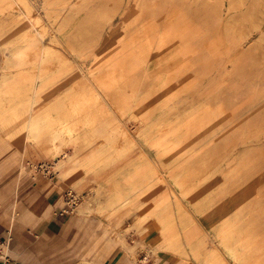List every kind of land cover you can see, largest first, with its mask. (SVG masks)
Returning <instances> with one entry per match:
<instances>
[{
	"label": "rangeland",
	"instance_id": "374dc122",
	"mask_svg": "<svg viewBox=\"0 0 264 264\" xmlns=\"http://www.w3.org/2000/svg\"><path fill=\"white\" fill-rule=\"evenodd\" d=\"M26 1L29 13L43 17V24L55 22L66 47L46 36V43L60 47L63 55L52 58L55 68L44 73L48 85L38 93L47 101L37 138H29L39 141L38 153L25 142L34 50L15 48L29 43V36L24 40L21 36L29 35L32 26L19 9H7L6 1L0 0V168L10 162L19 172L26 161L48 162L59 174L63 160H55L43 148L62 122L64 130L72 127L78 132L75 154L89 157L83 165L94 183L69 186L83 195L74 213L89 226L93 217L99 220L101 235L82 246L72 264H264V103L257 104L264 96V57H259L264 39L259 41L251 22L218 24L222 8L217 0H154L168 18L205 29L212 42L209 47L218 49L225 61L122 60L93 51L100 30L119 27L131 17L134 0ZM257 11L262 21L264 1ZM225 28L237 43H227L221 30ZM242 33H249L248 39H239ZM249 39L258 40L242 59L238 56ZM11 50L21 52L17 62L6 60L4 54ZM79 64L92 72L107 103L95 91L82 89L86 82ZM211 67L224 71L217 73ZM119 117L132 130L142 119L136 140L147 153L131 143L119 157L101 154L104 139H93L92 126L105 123L107 131L112 130ZM172 118L169 127L174 133L158 132L160 124ZM162 140L164 144L159 143ZM106 158L107 164L99 168ZM3 178L0 175V187ZM129 195L126 204L116 201ZM10 210L14 211L0 203V226L6 218L10 221ZM5 237L11 238L4 247L7 253L15 241L9 231ZM32 243L36 249L50 247L40 238ZM160 245L161 257L155 254Z\"/></svg>",
	"mask_w": 264,
	"mask_h": 264
},
{
	"label": "bare ground",
	"instance_id": "6f19581e",
	"mask_svg": "<svg viewBox=\"0 0 264 264\" xmlns=\"http://www.w3.org/2000/svg\"><path fill=\"white\" fill-rule=\"evenodd\" d=\"M5 1H6L5 6L7 7V9L8 8L19 9L20 14H22L25 17L26 21H28V23H30L32 26L29 35L27 34L21 36V40L28 39L29 36L30 37L29 43L18 44L15 48L19 49L20 47L27 46L34 50L33 54L30 55V57L34 56V58L32 57V59H34L33 68L35 69V75L34 78H32L33 81L31 82L32 97L30 100V108L28 111V120L25 127V142L26 144L30 143L31 146L35 148L36 152L40 153L42 147L38 146L37 143H39V141L37 139L34 140L29 139V138H37V133H38L37 128L41 127L42 125L41 122L44 116L42 107L45 106L47 102L39 99L38 93L40 90L43 91L46 90L45 87L46 85H48V82L44 81L43 78L44 73L45 72L47 73V71L53 70L55 68L51 64L52 58L55 56L62 57L63 55L59 49L60 47L46 43L45 41L46 36L49 34L51 35L54 41H58L61 45L65 47L66 45L64 44L63 40H61V38L56 32V29L54 27L55 22L51 20L49 24L47 23L43 24V17L38 15L32 16L29 13L30 9L26 0H5ZM217 1L219 2L220 7L222 8L219 13L221 18L217 22L218 24H222L223 26H228L232 24L237 25L238 23H242L244 20L245 21L249 20L252 24L253 30H256L258 32L259 41L264 39V18L262 19V21H258V16H257L258 14L257 8L261 4V0H217ZM263 1L264 0H262V2ZM160 6L161 3H155L154 0H134V5L131 11L132 12L131 17L128 20L124 21L123 25H120L119 27L111 26L107 30L102 29L99 31L98 33L99 45L97 49L93 51L94 52L93 54H97L98 56H106L107 58H120L122 60L138 59L141 61L143 60V61L155 62V63L156 62L171 63V62H179V61H188L191 59H200V60L204 59L209 61L216 60L217 62L225 61L226 57H224L219 52L218 49H213L209 47L211 46L210 43L212 42L210 41L209 35L206 33L205 29L198 28L195 26L185 25L188 23L185 22V24H183L184 22L179 19L174 20L168 18L163 11L157 10V8ZM48 9L59 10L58 8L55 7H50ZM66 9H69V6H66ZM241 15L242 17L240 18ZM221 30L225 31V37L229 45L234 42L237 43L234 34L228 33L230 28H225ZM247 35H249V33H242L240 34L239 39L245 40L247 38ZM257 40L255 41L253 39L247 40L243 48H241L243 52L238 57L242 56L243 57L242 59H244V57L248 56L249 54L247 51L254 47V44ZM20 53L21 52L15 53L13 50H11L9 53H6L4 55L6 57V60L14 59L16 61H12V62H17L18 61L17 55L19 56ZM260 56L261 58L264 57V52L262 53V55H259V57ZM78 66H79V71L86 82L82 89L86 91L87 90L95 91L99 99H101L102 102L107 103L108 99L106 98V94H104L102 86L98 82H95L92 76V72L85 70L80 64ZM211 68L217 69L215 67H211ZM223 71H224L223 69L221 70L217 69V73ZM94 99H97L98 101L97 97H95ZM262 102L264 103V96L257 102V104L259 103L261 104ZM255 106L256 105H253L250 109L254 108ZM238 118L240 117H237L235 119ZM118 119H120L119 123H116V125H114L115 127H113L112 130L109 129L107 131V125L105 123L92 126L91 133L93 139H98V138L104 139V147L100 150L102 151L101 154L103 153L105 155L107 153L108 154L115 153L116 157H119L124 152L130 150L128 145L129 144L132 145L131 143L139 144V146H141L142 148V151L144 153H147V150L144 148V146L136 140L141 135L140 130L142 127L141 125L142 119L140 118V120L136 123L138 128L137 130H132V128L127 126V124L123 121L121 117H119ZM170 120L171 121L168 123L160 124L162 126H160V128L158 129V132L164 131V133L167 135H170L171 133L173 134L174 130L169 127V124L172 122L173 118ZM60 124L61 127L58 128V130L51 131L50 143L49 145L44 146L43 151L50 152V154H52V156L57 161L63 160L62 165L63 164L65 165V163L67 164L68 162L72 163L77 161L76 157L78 156L75 154L74 143L76 142L75 139H78V132H74L71 126H70L71 129L66 128L64 130L65 128L64 122ZM62 135H64L65 137L63 138ZM115 138L121 140L115 142L112 140ZM64 143H67L66 146H63ZM159 143L164 144V141L162 140ZM106 156L107 155H105V157ZM107 158L103 159L104 162L99 166V168L107 164ZM150 162L153 166H158L157 162L152 160ZM29 164L34 166L36 169L38 167L43 168V166L48 165L44 163L42 165H39L38 163L32 161L29 162ZM24 168H25L24 166L21 167V169ZM164 178L166 179V177ZM69 190L74 191V189H69ZM157 197L159 198V195H157ZM177 197L179 200H181V196L179 193H177ZM131 198L132 196L129 195L124 200H116V201L120 205H122V204H126L128 200H130ZM79 205L81 204L79 203ZM78 206L76 207V209L78 208ZM86 209L88 212H91V208L87 207ZM116 232L118 233V231ZM161 251H163V247H161V245L159 247L157 246L155 247L156 256H160L159 253Z\"/></svg>",
	"mask_w": 264,
	"mask_h": 264
},
{
	"label": "crops",
	"instance_id": "0c3cea01",
	"mask_svg": "<svg viewBox=\"0 0 264 264\" xmlns=\"http://www.w3.org/2000/svg\"><path fill=\"white\" fill-rule=\"evenodd\" d=\"M29 150L30 153L34 151L33 148ZM81 155L76 157L77 161L65 163L59 174L55 165L48 162H44L48 164L44 170L34 169L26 161L25 170L19 172L13 171L10 162L1 164L0 175L5 178L0 187V192H4L0 203L14 211L8 213L10 221L8 218L3 221L0 233L5 237L9 231L15 243L7 252L8 259L0 260V264H72L71 261L78 260L82 246L100 239L99 220L93 217L92 226H89L82 217L75 215V211L63 213L65 193L70 185L85 187L94 183V177L83 165L89 157ZM18 210L21 214H17ZM36 238L47 241L50 247L33 248L31 245Z\"/></svg>",
	"mask_w": 264,
	"mask_h": 264
},
{
	"label": "built area",
	"instance_id": "2783aa9c",
	"mask_svg": "<svg viewBox=\"0 0 264 264\" xmlns=\"http://www.w3.org/2000/svg\"><path fill=\"white\" fill-rule=\"evenodd\" d=\"M48 165L43 166L42 169L47 170ZM83 199V195L77 193L73 190H67L65 193V201H66V208L64 209L63 213H70L76 210V207L81 203ZM11 241L10 239L0 238V260H7L8 254L4 252L5 244H9Z\"/></svg>",
	"mask_w": 264,
	"mask_h": 264
}]
</instances>
